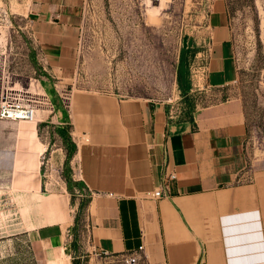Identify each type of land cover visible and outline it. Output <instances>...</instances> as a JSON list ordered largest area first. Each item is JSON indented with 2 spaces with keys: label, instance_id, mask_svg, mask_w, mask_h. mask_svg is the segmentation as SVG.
<instances>
[{
  "label": "crops",
  "instance_id": "obj_1",
  "mask_svg": "<svg viewBox=\"0 0 264 264\" xmlns=\"http://www.w3.org/2000/svg\"><path fill=\"white\" fill-rule=\"evenodd\" d=\"M78 0H32L31 35L57 78L71 79ZM204 85L223 88L238 75L223 0L207 16ZM47 110V109H46ZM77 147L78 177L89 192L85 240L90 252L136 264H264V170H246L243 103L231 97L175 119L149 99L77 91L66 105ZM0 119V189L44 198L51 183L40 125ZM165 163L177 172L169 196L151 198ZM39 219V221H38ZM35 215L30 237L45 261L73 264L69 225Z\"/></svg>",
  "mask_w": 264,
  "mask_h": 264
},
{
  "label": "rangeland",
  "instance_id": "obj_2",
  "mask_svg": "<svg viewBox=\"0 0 264 264\" xmlns=\"http://www.w3.org/2000/svg\"><path fill=\"white\" fill-rule=\"evenodd\" d=\"M78 1L77 55L73 77L65 81L41 60L31 35L32 0H0L1 70L9 86L40 101L46 179L52 182L44 198L0 189V264H55L41 258L24 231L45 212L47 221L68 223L73 264H125L87 248L89 192L77 175V143L64 110L74 92L149 99L175 119L238 97L246 118V170H264V0H223L238 75L216 89L203 82L207 16L215 0H168L157 12L146 0Z\"/></svg>",
  "mask_w": 264,
  "mask_h": 264
},
{
  "label": "built area",
  "instance_id": "obj_3",
  "mask_svg": "<svg viewBox=\"0 0 264 264\" xmlns=\"http://www.w3.org/2000/svg\"><path fill=\"white\" fill-rule=\"evenodd\" d=\"M4 72L0 63V119L17 122H35L38 109L36 98L28 95L21 89L8 85L4 80ZM177 180V172L165 163L160 177L159 184L149 192V196L154 199L169 196L172 192V185ZM143 245L135 251L127 253L123 261L125 264H136L141 258Z\"/></svg>",
  "mask_w": 264,
  "mask_h": 264
},
{
  "label": "bare ground",
  "instance_id": "obj_4",
  "mask_svg": "<svg viewBox=\"0 0 264 264\" xmlns=\"http://www.w3.org/2000/svg\"><path fill=\"white\" fill-rule=\"evenodd\" d=\"M147 4L151 6L152 12H157L161 8H164V5L168 0H146Z\"/></svg>",
  "mask_w": 264,
  "mask_h": 264
},
{
  "label": "trees",
  "instance_id": "obj_5",
  "mask_svg": "<svg viewBox=\"0 0 264 264\" xmlns=\"http://www.w3.org/2000/svg\"><path fill=\"white\" fill-rule=\"evenodd\" d=\"M191 118V117H190Z\"/></svg>",
  "mask_w": 264,
  "mask_h": 264
}]
</instances>
